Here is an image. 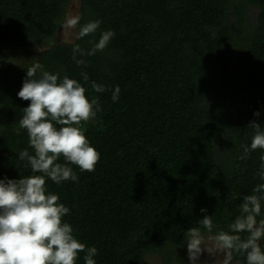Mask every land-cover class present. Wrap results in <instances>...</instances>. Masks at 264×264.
I'll return each mask as SVG.
<instances>
[{
	"label": "trees",
	"instance_id": "obj_1",
	"mask_svg": "<svg viewBox=\"0 0 264 264\" xmlns=\"http://www.w3.org/2000/svg\"><path fill=\"white\" fill-rule=\"evenodd\" d=\"M71 2L0 0V55L17 56L0 66V179L32 174L18 158L33 154L27 132L15 129L30 103L17 93L38 61L77 79L102 108L85 125L101 154L95 171L70 165L78 181H47L70 209L64 220L74 235L97 248L96 264H149L153 254L178 261L201 208L212 215L213 234L228 231L243 197L264 183V150L240 159L254 135L249 123L264 128V0H80V24L101 20L100 28L60 42L57 21ZM107 30L115 32L108 47L77 66L73 45L90 49ZM82 72L107 90H92ZM233 260L246 264L242 255Z\"/></svg>",
	"mask_w": 264,
	"mask_h": 264
},
{
	"label": "clouds",
	"instance_id": "obj_2",
	"mask_svg": "<svg viewBox=\"0 0 264 264\" xmlns=\"http://www.w3.org/2000/svg\"><path fill=\"white\" fill-rule=\"evenodd\" d=\"M78 6L79 0H72ZM81 16L73 13L57 21L64 32L74 33L79 40L97 32L101 20L80 24ZM115 32L103 31L98 41L89 40L90 49H83L77 43L72 48V60L77 66H87L82 57L93 56L104 51ZM3 59V57H0ZM39 73V75H38ZM83 81L90 83L97 93L107 89L102 84L89 81L82 72ZM87 88L77 79L60 73L44 70L38 61L26 71L18 98L29 101L22 109L23 115L15 131L19 135L26 130L30 154L27 149L18 154L21 161H27L31 175L18 179H0V264H77L84 253V264H96L98 255L95 246H87L74 235V228L65 222L70 209L58 194L48 191L50 179L57 185L65 181L76 182L79 176L70 165L81 172H94L101 154L86 136L85 125L102 111L99 97L89 98ZM120 87L112 93V101L119 99ZM259 117L260 112L254 113ZM248 128L253 129L250 147L241 145L245 159L251 151L264 150V128L255 120ZM63 159L64 163L58 161ZM261 170L257 173L264 181V156H261ZM264 183L257 184L252 194L245 195L239 205V215L229 224V230L213 234L216 225L212 215L205 213L197 221L198 227L185 231L184 245L190 264H200L205 254L212 264H232L234 255L246 258V264H264ZM207 230L208 235L202 232Z\"/></svg>",
	"mask_w": 264,
	"mask_h": 264
},
{
	"label": "rangeland",
	"instance_id": "obj_3",
	"mask_svg": "<svg viewBox=\"0 0 264 264\" xmlns=\"http://www.w3.org/2000/svg\"><path fill=\"white\" fill-rule=\"evenodd\" d=\"M79 9H80V0H79L78 6L73 5V3L71 2L68 15L73 14V13L79 14ZM58 40L60 42H65V43H74L76 39H75L74 33L61 31L58 34ZM0 57H3V59H0V66L2 67H5L10 63H14L17 60V56H15L14 54H6V55L1 54ZM183 245H184V241L182 243L181 248L177 249L178 250L177 258L179 259L178 261H174L172 263H165L159 255L153 254L148 257L147 259L148 263L149 264H190L188 260V255H187V247L186 245L183 247ZM200 264H212V260L205 254L204 256L201 257ZM232 264H242V263H239L233 260Z\"/></svg>",
	"mask_w": 264,
	"mask_h": 264
}]
</instances>
